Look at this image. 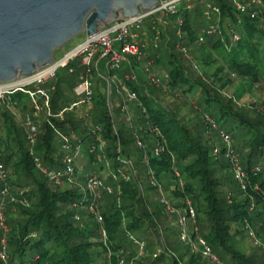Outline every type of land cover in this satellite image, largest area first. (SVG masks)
I'll return each instance as SVG.
<instances>
[{
    "label": "trees",
    "instance_id": "16d2710c",
    "mask_svg": "<svg viewBox=\"0 0 264 264\" xmlns=\"http://www.w3.org/2000/svg\"><path fill=\"white\" fill-rule=\"evenodd\" d=\"M207 3L219 9L209 20L203 16ZM256 9L257 15L251 16ZM214 24L215 32L206 33ZM176 25L172 44L166 42L167 60L153 57L166 75L163 85L171 95L170 106H162L155 93H142L133 86L145 113L136 106L133 118L127 120L120 101L121 113L115 117L109 111L111 98L108 102L105 86L95 75L97 83L92 86L89 116L80 115L77 107L63 112L61 117L40 116L34 154L44 167L59 168L63 154L59 133L71 134L72 143L81 147L74 159L75 175L83 179L85 174H95L103 180L102 175L106 174L100 203L85 188L83 192L75 186L55 185L36 169L22 125L25 115L32 113L27 96L14 93L12 100L16 105L12 110L0 101V161L8 173L12 194L23 201L7 207L8 258L6 263L0 260V264H208L188 248L184 255H177L168 246L164 235L167 225L163 226L160 220L163 215L168 216L161 209V202L154 205L143 194V180L149 189H157L148 181L149 171L162 190L161 182L169 180L168 195L177 200L172 204L179 212L189 201L198 234L213 254H227L233 264H264L238 251L230 242L243 232L258 242L264 241V109L253 114L219 92L230 84L228 75L249 88L264 78V0L244 12L235 7L234 0H195L190 10L181 11V23ZM180 42L184 46L197 43L211 50L198 58L201 65L212 69L211 73L196 72L180 50L175 54V45ZM71 67L73 71L69 72ZM77 67L75 61L70 62L51 79L52 114L80 100L73 91L78 82ZM177 89L180 94L175 93ZM160 90L165 91L162 87L156 91ZM176 100L196 107V123L177 120L173 102ZM203 115L211 119L214 128L205 123ZM97 125L99 131L94 130ZM152 126L157 132L151 130ZM134 132L139 134L143 149L136 146ZM219 132L229 136L244 175V190L224 158L223 144L215 141V136L220 140ZM155 146L162 147L158 155L152 152ZM214 149L216 155L212 154ZM80 158L84 161L76 163ZM121 158L129 160L135 170L129 179L117 174ZM105 165L108 166L101 173ZM78 168L81 175H77ZM174 170L182 181L181 187ZM107 186L113 192H108ZM91 205L101 214V224L88 211ZM78 213L83 220L80 223L74 220ZM87 215L95 224H86ZM95 227L99 228L98 233ZM129 235L143 243L142 249ZM191 236L194 237L193 232ZM256 248L264 260V250Z\"/></svg>",
    "mask_w": 264,
    "mask_h": 264
},
{
    "label": "built area",
    "instance_id": "2783aa9c",
    "mask_svg": "<svg viewBox=\"0 0 264 264\" xmlns=\"http://www.w3.org/2000/svg\"><path fill=\"white\" fill-rule=\"evenodd\" d=\"M194 5V0H161L158 4L149 10L141 11L139 14L129 18H120L117 21L110 23L107 26H100L98 32L92 36H88L70 51L66 52L62 58L55 59L53 63L38 68L35 72L28 76L20 77L16 80L9 82H0V101L8 109L12 110L16 105V102L12 100V95L16 92L24 93L32 108L31 114H26L23 118L22 125L26 131V140L30 146V153L36 169L41 172L51 183L55 185H64L66 183H74L76 181L74 159L79 156L80 144L72 143L71 134L59 133L61 137V149L63 154L61 156V166L59 168L49 169L41 164V161L37 155L34 154L32 149L35 144L38 134L39 123L36 117L42 112H45L49 116H62V113L67 110H72L78 107L79 104H86L87 110L84 112V116H89V111L92 107L91 97L93 95L92 89V76H93V63L102 61L105 69L108 73L107 81H114L116 85V92L121 100V110L127 115V120H130L129 111L127 108L128 103H137L140 111L145 113V108L138 101L137 93L133 90L127 82L135 80L133 73H127L123 77L118 78L113 75L129 57H134L139 60L143 51L142 48L146 46V42L140 41L139 30L147 25H151L152 36L151 45L154 48L158 47L160 40L161 29L159 26H165L166 18L169 16L175 17L177 24L181 23V11L190 10ZM235 7L244 12L249 7H256L261 5V0H234ZM258 9L252 11L251 16L257 15ZM218 14L219 9L211 5L205 4L203 9V16L209 20L212 14ZM217 25H212L206 33H214ZM199 40H202V36L199 35ZM182 55L187 56L188 51L183 45H178ZM76 62L77 66L83 68L82 73L78 76V82L74 86V93L80 100L73 102L69 107L63 108L56 114H52L50 110V91L53 86L47 87V83L53 78L55 72L61 68L69 65L70 62ZM95 63V64H96ZM150 66V65H149ZM147 66L144 69V73L149 82L157 87H162L165 90L163 81L166 79V75H155L152 69ZM73 68H69V72H72ZM109 102V101H108ZM203 119L207 125L214 128L213 122L207 115H203ZM95 131L100 130V126H95ZM152 131H156V127H151ZM135 144L138 148L143 149V143L137 132L133 133ZM220 140L224 146V158L229 161L233 168L235 179L239 182V186L244 190V175L238 165V158L233 153L230 145L229 136L223 132H219ZM103 147V143H100V148ZM162 149L160 146H155L152 152L158 155ZM145 150V149H144ZM217 150L214 149L212 154L216 155ZM145 159V155H144ZM122 166L118 168L117 174L124 179H129L135 175V170L129 160L121 158ZM175 177L178 179V185L182 186L179 174L176 170L173 171ZM116 174L113 176L116 178ZM148 181L157 187L162 192V188L153 175L148 173ZM84 188L90 194L95 192L101 187L102 180L95 174H85L83 177ZM108 192H113L111 187H106ZM163 195V193L161 194ZM93 198L96 195L92 196ZM161 203H163V211L167 213H176L178 219V237L179 240L188 245L192 253H197L208 264H223L215 254L212 253L209 245L198 234L197 226L195 225V213L191 207L189 201H185L186 206L182 212H179L173 205L169 204L163 197H161ZM23 203L16 195L11 192V185L9 183L8 173L4 164L0 161V260L7 262L6 252V239L5 235L8 231L6 222V210L9 204ZM88 211L93 216V220L97 223L102 222V216L98 209L91 205L88 207ZM74 219L78 220L77 214L74 215ZM188 220L191 222L190 228L187 227ZM264 227V225H263ZM191 232L194 233V237L191 236ZM101 237H105V232L101 230ZM129 238L138 243L142 249L143 243L137 241L132 235Z\"/></svg>",
    "mask_w": 264,
    "mask_h": 264
},
{
    "label": "water",
    "instance_id": "95a60500",
    "mask_svg": "<svg viewBox=\"0 0 264 264\" xmlns=\"http://www.w3.org/2000/svg\"><path fill=\"white\" fill-rule=\"evenodd\" d=\"M161 0H0V82L54 62L73 38L136 16Z\"/></svg>",
    "mask_w": 264,
    "mask_h": 264
},
{
    "label": "rangeland",
    "instance_id": "374dc122",
    "mask_svg": "<svg viewBox=\"0 0 264 264\" xmlns=\"http://www.w3.org/2000/svg\"><path fill=\"white\" fill-rule=\"evenodd\" d=\"M214 21H216V22L218 21L217 17H214ZM176 26L177 25H176V22H175V19H174L173 16H169V17L166 18V24H165V26H162V28L163 29L167 28V29L164 30L165 31L164 34L160 35V39H161V41H160L161 44L160 45H162V46L159 49V51L162 53L161 54L162 57L166 58V55H167L168 51L165 50V48H167V47L169 48V46H168L169 43L172 44V42L174 40V35L173 34L177 33V31L175 29ZM139 33H142V30H139ZM84 38H85L84 34H81L78 37L73 38L70 42H68L67 44H65L61 48H59L54 53V58L56 60L62 58V56L66 52L70 51L74 47V45L76 43L80 42ZM166 42H168V45H166ZM178 45H183V44L180 42V43H177L175 45V48H176V51H177L175 54H177L179 52ZM184 47H186V49L188 51V55L187 56L182 55V56L185 57L186 59H188V61H191V65H192V67L194 68V70L196 72L201 73V72L206 70V71H208L207 72L208 74L211 73V71H212L211 68L204 67L198 61V58L206 55L207 53H211V50H209L206 47H201L197 43H193L191 45L184 46ZM143 57H144V55L136 63L142 68V73H143L144 77H146L145 73H144V69H145V67L148 66L147 65L148 59L145 58L143 60ZM165 58H162V59L165 60ZM155 65L156 64H151L149 66L152 69V71L154 70L153 72H156ZM57 72L58 73H62L63 72V68H59L57 70ZM93 76H94V78H93L94 86H96L97 77L95 75H93ZM223 76L224 77L226 76L225 72H223ZM227 77H229L231 82H230V84L227 87L220 88V91H219L220 93L224 94L227 97H231L233 102H235L236 104L241 105V106L247 108L250 111H253V114L258 112V111H260L261 109H264V78L259 82V84L255 85L252 88H249L246 83L242 82L238 78H236V77H234L232 75H228ZM136 79H137V77H136ZM51 82L52 81L50 80L47 83L46 86L50 87L51 86ZM147 82H148V86H149L147 93H150V92L155 93L157 100L159 102H162L161 103L162 106H164V105H169L170 106V102H172V98H171V95L167 93V92H169L167 90V88H165V91H161L160 90V93H159V91H156V90H158V87L152 86L149 83V80ZM99 83L100 84H104L102 86H105V92H107L106 82L101 79L99 81ZM109 85H111L110 86V89H111L110 92H111V96H112L111 97V109L109 111L115 117H117L121 113L120 110H119L120 100H118L117 96L112 92L113 88H114L113 82L110 81ZM175 93L176 94L177 93L180 94L178 89L175 91ZM176 94H175V96H176ZM70 95H72V94H70ZM106 95H107V93H106ZM236 95H239L240 98L236 99L234 97ZM77 98H79V97H77ZM173 102L175 103V106H176L174 108V111L176 112L177 120H180L181 123L189 122V125H191L192 123L194 124V123L197 122V118L194 115V112H197V109H196L195 106L190 105V104H185L184 102H182V100H176V101H173ZM189 102L191 103L192 100H189ZM129 107H130V104H127L128 111L131 110V109H129ZM39 116H42V117L46 118V113L42 112ZM129 116L131 118V114L130 113H129ZM38 123H40V121H38ZM214 138H215V141L217 142L218 145L222 144L218 137L215 136ZM82 160L80 158V159H76L75 161H76V163H79V162H83L84 161V160L83 161ZM108 163H111V160H109ZM96 164L97 163H95V166H96ZM107 166L108 165L103 166V168L101 169V172H104L106 170ZM77 175H81V168L77 169ZM102 176H103V178H102L103 179L102 180V184L103 185L101 187H99L98 190H96L95 192H93L91 194L88 192V194L90 196L96 195L95 199H96V201L98 203L102 202L103 186L106 185V183L104 181L106 179V174H104ZM161 184H162V187H163L162 192L159 191V189H149L148 186H147V183L143 180L142 181V189H143L144 196L148 200L152 201L154 205L157 202L161 201V197H163L167 202H169V204L173 205L172 203L177 202V200L176 199H174V200L171 199L172 196L169 197V195H168V190H169L168 186H170L169 180H167V179L163 180L161 182ZM70 186L78 187L81 191L86 192L84 190L83 179L81 177H79V176H76V181L74 183L63 185V187H70ZM15 190H16V188H15ZM162 193H163V195H161ZM24 204H25V206H27V202L26 201L24 202ZM160 206H161V209L163 210V208H164L163 207L164 206L163 203H160ZM165 214L168 217H164L165 215H163V217H160V220L162 221L163 226L167 225L165 227V229H164V235H165V238L167 239L166 241H168L167 244L172 249V252H174L175 254H177V255H182L183 254L184 255L185 252L187 251V248L189 249V247H188V245L182 243L179 240V238H178V230L179 229H178V219H177V216H176L177 214L176 213H172L171 214V213H167V212H165ZM78 216H79V220H76V221L80 223V221H83V220H82L81 215L79 213H78ZM85 217H86L85 222H86L87 225L95 224V223L92 222L91 218L88 217V215L85 216ZM189 225H190V221L188 220V222H187V227L188 228H190ZM254 231L259 233V231L256 230L255 228H254ZM95 232H97V233L99 232V228L98 227H95ZM230 242L232 243V245H234V247L238 251H240V252H242V253H244V254H246L248 256H254L255 260L264 261L261 258V256H260V254H262V252L256 248V247H259L262 250H264V241L258 242L257 239H255L254 237H251L248 233H246V232L244 233L243 232V234H239V235L233 236L231 238ZM189 252L191 253L190 249H189ZM187 256L188 255H186L184 257L185 260L188 258ZM215 256H217V258L221 262H223V264H233V263L230 262V258H229V256L227 254L219 253V252L217 253V251H216L215 252ZM200 264H205V263L200 262Z\"/></svg>",
    "mask_w": 264,
    "mask_h": 264
},
{
    "label": "crops",
    "instance_id": "0c3cea01",
    "mask_svg": "<svg viewBox=\"0 0 264 264\" xmlns=\"http://www.w3.org/2000/svg\"><path fill=\"white\" fill-rule=\"evenodd\" d=\"M159 28L161 29V35L165 33V29L162 28V26H159ZM151 34H152V28H151V25H147L143 28L142 30V33L140 34V41L141 42H146V46L142 48V51H143V60L145 58L148 59L147 61V65H151V64H156L155 67H156V72H153L155 75H164L163 73V68H162V65L159 64V63H155L154 61V58L153 57H157L159 58V60H163L162 58H165V57H162V53L159 51V48H161L162 45H160V41L161 39L159 40V43H158V47L157 48H154L152 45H151ZM166 36V35H165ZM82 41V40H81ZM80 41V42H81ZM80 42L76 43L74 45V47L79 44ZM142 55V56H143ZM140 60V59H139ZM139 60H136L134 57H129L128 61L125 62L117 71H115L113 73L114 76L118 77V78H121L123 77L125 74L127 73H135V80L133 81H130V82H127V84L133 89V86H135L139 92H142V93H147L148 91V80L146 77H144L143 73H142V68L136 63L138 62ZM167 60V55H166V58L165 60L163 61H166ZM96 61L93 63V75H97L99 76L102 80H104L106 82V86H107V99L108 101L110 102V98H111V92H110V86L108 81H107V76H108V73L105 69V66L103 64L102 61L96 63ZM77 70H79V75L80 73H82L83 71V68L78 66L76 68ZM154 71V70H153ZM157 73V74H156ZM137 77V79H136ZM93 78L94 76H92V86H94V82H93ZM113 84H114V88H113V93L117 96V99L120 100L117 92H116V85H115V82L112 81ZM150 83V82H149ZM151 84V83H150ZM152 86L154 87H157L153 84H151ZM53 86V85H52ZM134 90V89H133ZM121 101V100H120ZM130 104V107L129 109V113L131 114V117L133 118L134 114H135V107L137 106V103L133 102V103H128ZM77 110H79V114H83L86 110H87V105L82 103V104H79V106L77 107ZM41 117L40 116H37L36 117V120L37 121H40ZM102 173V172H101Z\"/></svg>",
    "mask_w": 264,
    "mask_h": 264
}]
</instances>
